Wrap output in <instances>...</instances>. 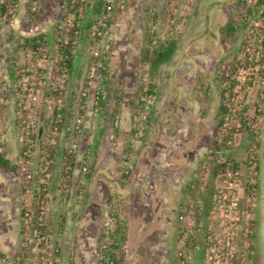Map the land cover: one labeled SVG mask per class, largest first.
I'll return each instance as SVG.
<instances>
[{
	"label": "rangeland",
	"instance_id": "obj_1",
	"mask_svg": "<svg viewBox=\"0 0 264 264\" xmlns=\"http://www.w3.org/2000/svg\"><path fill=\"white\" fill-rule=\"evenodd\" d=\"M66 1H36L32 5V11L37 13V18L34 20L31 19L28 11V5L32 0H17V3L13 0H0V4L5 5L6 9L5 15L0 18V91L6 85L8 92L9 87L12 86L13 59L20 54L24 57L28 52L26 48H19L24 38H32L40 34L51 36L53 25L63 18L69 19L75 26L77 17L74 13H66L64 9ZM77 1L74 0V3ZM248 1L117 0V3L125 5V9L120 10L117 7L112 16L106 20L105 29L109 33L106 35L105 45L110 46V57L109 61L104 63L106 67L104 72L107 73L109 86L105 91L107 104L98 121L103 124L102 127L105 129L103 140L113 155H108L102 165L95 168L92 173L91 178H95L94 198H91L88 206L84 201L81 203L83 196L80 200L77 199L80 202L74 210L67 211L66 207L57 208L56 205L51 204L47 197L48 204L44 210H32L33 221L30 223L25 218L23 210L24 226L32 224L41 217L47 229L59 238L60 264H98L97 249L100 238L111 227V221L106 218L110 212V207L105 204L106 196L104 203L102 196L101 203H98L97 183L104 182L105 187L112 188L107 180L110 181L115 176L117 168L120 167V160L127 163L125 158L120 156L124 151L122 140L131 136L136 137L133 132L136 133L137 126L145 122L150 110L153 111L151 133L155 131L154 127L159 128V124L165 122L169 124L168 137L171 143L168 160L171 161V168L179 169L176 167L178 164L176 157L181 156V180H179L181 204L179 205H184L189 210L188 216L194 231L188 234L195 239L194 242L190 240L194 248L183 251L186 264H264V51L261 47L264 42V16L261 17L262 7L258 10L259 15H248L247 9L254 6L257 0ZM89 2L90 0H85L82 11L78 3L81 18L87 16L85 12ZM105 8L102 9L101 14ZM174 10L178 13H174ZM61 16L63 18L59 19ZM232 16L242 17L245 20L234 37L225 40L222 29ZM13 24H15L14 30L10 28ZM11 35L17 36V39H12L14 36ZM151 36V48L159 44L178 43L174 46L176 50L171 60L163 65L155 76L151 75L149 67L141 63V49L147 45V37ZM18 38L22 40L16 43ZM9 40L11 46L8 45L7 49L5 46ZM75 52L78 75L73 79L72 76L67 78L73 88L78 87L80 78L89 68L91 54L89 47L83 42ZM8 57V61L5 62V58ZM5 70H8L6 77L2 75ZM222 72L224 74H221ZM219 75L227 79L224 82L218 81ZM151 82L156 88L152 95L148 94ZM120 91H122L121 114L117 118L119 133L116 135L115 127H112V113L117 109L115 94L117 92L119 94ZM226 91L229 92V98L222 99L221 93L225 94ZM2 94L3 92L0 97ZM143 98L145 101H142ZM3 103L5 107L7 105V115H4L0 108V122H4L7 127L1 129L0 137L5 134L7 139L3 141L6 142L11 141L12 138L9 133V117L14 119L15 114L12 103L10 105L5 101ZM222 104L228 110L226 115L220 114ZM221 120L224 122L222 125ZM242 120H245V127ZM130 126L131 129H128ZM227 136L230 139L227 145H224V138ZM226 146L230 149L225 151V156L230 155L234 158L242 169L251 155L255 156L259 168L256 177L244 178V187L240 196L243 210L246 206L249 209V217L243 225L245 231L238 239L232 260L225 251L218 254V251L223 250L218 242L220 222L212 219L211 214V195L215 178H211L210 175L213 170V164L210 162L223 158L221 154L216 153V147L226 150ZM98 160L100 161V157ZM128 168L124 164V170L128 171ZM18 172L22 175L21 168ZM174 178L169 177L167 180L162 178L163 189L170 188L168 182L172 183L176 179ZM255 184L256 188L248 189V186ZM21 186L23 187L22 184ZM246 190L250 191V195H247ZM59 194L61 196V193ZM198 199L202 201L201 204H197ZM158 202L162 204L160 199ZM178 202V200L172 201L175 207ZM179 205L175 209L173 206L168 213L172 212L177 216ZM159 211L163 217L164 209L161 208ZM172 220L175 230L177 229L173 242H179L182 237L179 239L178 236L182 228H185V224L179 223L177 217L176 220L175 218ZM27 226L25 231L23 227L24 234H20L18 241L0 239L5 241V245H0V250L9 259L17 261L19 256H22V241ZM197 226H201V232H196ZM250 226H253L252 229ZM150 228L155 231L154 234L167 233V226L153 224ZM246 231L254 234L252 239L248 237ZM185 240L186 238L182 245H185L187 241ZM170 242L172 240L167 239L159 242V246L155 248L158 250L149 247L140 248L142 251L130 255L128 264H168L169 249L172 255L178 253V257L181 252L180 243L168 247L167 244ZM211 249L215 252L212 253ZM217 255L220 256L222 263L216 262Z\"/></svg>",
	"mask_w": 264,
	"mask_h": 264
},
{
	"label": "built area",
	"instance_id": "obj_2",
	"mask_svg": "<svg viewBox=\"0 0 264 264\" xmlns=\"http://www.w3.org/2000/svg\"><path fill=\"white\" fill-rule=\"evenodd\" d=\"M104 2L106 8L97 18L92 31L93 37L100 41L105 38L106 20L112 16L117 7L120 10L125 9V5L117 3V0ZM77 3L81 5L82 11L85 0H78ZM173 12L178 13L177 10ZM57 28V35L51 34L33 42L26 48L28 52L24 57L20 54L14 58L11 66L13 83L9 87L11 97L7 102L9 105L12 103L15 118L8 126L13 132L18 147L24 216L29 223L33 221V209L44 210L47 206V192L51 185L56 186L61 193L62 204L67 203L72 195L79 200L84 196L87 176L93 165L91 150L83 149L86 116L98 117V109L95 107L100 104L101 87L95 86V82L101 73H104L106 69L104 59L110 54L108 46L96 43L97 41L91 45L89 68L78 87L73 88L71 84L69 85L67 75H59L61 70L59 64L65 60V50L78 44L77 37L73 42L69 37L75 26L69 19H63ZM75 34L78 36L77 32ZM23 44L25 42L21 43ZM224 97L229 98L228 91ZM142 101L145 99L143 98ZM42 118L49 121V126L41 134ZM114 123V127L118 128L119 121L116 120ZM5 138L6 135L3 134L2 139ZM41 143L50 146L53 150L39 157L38 149ZM53 151L55 154H52ZM225 161L224 157H220L210 163L215 165ZM247 161L248 165L243 169H234L228 164L215 178L211 195L212 219L220 222L218 242L223 250L218 251V254L225 251L231 260L234 258L238 239L245 231L243 225L249 217V209L246 206L243 210L240 196L244 187V178L256 177L258 169L255 156L251 155ZM35 188L45 193L44 197L36 202ZM201 203L202 201L198 199L197 204ZM188 214L189 210L181 205L177 211V219L179 223L185 224V228L182 232L183 237L179 241L180 246L184 243V239L191 235L188 232L194 229L191 228ZM195 229L197 233L202 231L201 226ZM247 231V234L250 233ZM58 243V237L47 229L40 217L27 226L22 241V256H19L17 261L8 257L0 258V264H60L61 249ZM29 246L32 248L29 249ZM211 251L215 252L214 249ZM219 255L216 258L217 263L221 262ZM179 260L180 263L186 264L184 253H179Z\"/></svg>",
	"mask_w": 264,
	"mask_h": 264
},
{
	"label": "crops",
	"instance_id": "obj_3",
	"mask_svg": "<svg viewBox=\"0 0 264 264\" xmlns=\"http://www.w3.org/2000/svg\"><path fill=\"white\" fill-rule=\"evenodd\" d=\"M14 25L15 24H13L10 27L13 30L15 29ZM13 30L11 31L14 32ZM108 33L109 31L107 30L105 36L108 35ZM11 36H14L15 39H17V36L15 35H11ZM16 43H18V41H16ZM8 45L11 46L10 40L8 41L5 48H7ZM8 59L9 57L5 58V62L8 61ZM77 71L78 70L75 66L74 72L71 75H68L67 73H65V75L69 77L72 76L73 79L75 78V75H78ZM7 73L8 70L7 71L5 70V73H3L2 75L6 77ZM81 79L82 78H80V80ZM149 114L150 115L147 117L145 122L142 125L139 124V126H137L136 131L139 132V134L137 132H136L137 134L133 132L136 135V137L131 136L130 138L122 140L124 151L122 154H120V156L128 161H126L127 163H123L124 160L122 161L120 160L121 162V163L119 162L120 167L117 168V172L115 176L112 177L110 181L107 180L108 183L112 185V188H110L109 186L105 187L104 182H100L102 184H100L99 182L97 183L96 192L99 195L98 196L99 199H97L98 203H101L100 200L101 196L103 200L102 203H104L107 191L110 190L109 191L110 194L115 197L114 201H112L113 202L112 206L114 208L117 207L118 209L117 212L119 213L121 220H124V218H127L128 220L127 243L124 247L123 264H128V258H130L131 254L134 255L136 252L142 251L140 250V248L147 249L149 247V249L154 248L153 250H158L155 249L159 246L158 243L163 242L166 239L172 240V242L167 244L168 247H174V244H176L175 241L173 242V239L175 238L177 229L175 230L172 223L173 221L172 219L175 218L176 220L177 216L175 215V213L172 212L168 213V211L174 206V204L172 203L173 200L179 201L177 206L181 204V190L179 188V186L181 185L179 181L181 180L180 179L181 156L178 157L177 155L176 157L178 160V164H176V167H179V169L174 167L171 168V161L168 160L169 159L168 150L170 146L169 144L171 143L168 137L170 130L168 127L169 124L168 122H165V124L162 125L159 124V128L154 127L155 131L151 133L150 129L152 128V124H151L152 117L151 120L149 118L151 115H153V111L150 110ZM99 120H100V115L99 117L96 118L91 117L90 119H86L85 129L87 128L88 125V127L89 126L91 127L92 131L90 135L88 134L89 131L85 132V138L83 141V149L86 148L85 150H91L92 152L93 172L95 171V168L97 169L98 166L102 165L103 161L106 160L108 155L110 154L113 155V153L110 152L111 150L109 146L105 143V140H103L105 129L102 127L103 124L98 122ZM4 126L7 127L6 124H4V122L1 121L0 133H1V129ZM48 126H49V121L42 118L40 120L41 134L45 132V129ZM128 129H131V126ZM164 130H166L165 134H164ZM9 133L12 136L11 141L9 140L5 142L3 141L5 139L1 141L0 138V154L2 155L3 158L12 162L17 157V153L19 152L13 132L9 130ZM88 135L90 137H88ZM173 141L175 140L173 139ZM128 150L130 154L127 153ZM99 157H100V161L98 160ZM13 163L14 162H12V164ZM124 164L129 167L128 168L129 170L127 171L128 176H124L122 173L124 170ZM16 173L17 172L14 170L13 171L4 170L0 168V200L2 203L8 204L11 201L9 197V192H11V189L18 181V175ZM91 177L92 174L90 177H88V182L85 187L86 188L85 195L81 202V203H83V201L86 202L88 206H89V202H91V198H94L93 192H95L94 191L95 178H91ZM169 177H175L176 179L174 178L175 181H173L172 183L168 182L170 188L163 189L162 178L167 180ZM47 197L51 204L56 205L57 208L63 206V209H65L66 207L67 211H70L72 209L74 210L78 202H80L77 200V198L74 197V195H72L67 203L62 204V197L60 196L57 187L52 185L49 188V191L47 192ZM159 199L160 201H162L161 205L158 202ZM106 200H105V204H106ZM102 205L104 206V204ZM176 207L174 206V209ZM161 208L164 209L162 213L163 217H161V212L159 211ZM173 215H175L174 218ZM3 218H5V216ZM153 224L160 225L162 227L167 226L166 228L167 233L165 234V233L156 232V234H154L155 231L150 228V226H152ZM135 229H137V233H135L136 232ZM150 235L153 236L155 235V236L152 237ZM58 241H59L58 244L60 246L59 238ZM169 252H170V257L168 264H178L176 257L177 253L176 255L175 254L172 255L171 249H169Z\"/></svg>",
	"mask_w": 264,
	"mask_h": 264
},
{
	"label": "trees",
	"instance_id": "obj_4",
	"mask_svg": "<svg viewBox=\"0 0 264 264\" xmlns=\"http://www.w3.org/2000/svg\"><path fill=\"white\" fill-rule=\"evenodd\" d=\"M15 3H17V0H13ZM38 0H32V2L28 5V11H29V15L31 17V19H36L37 18V13L32 11V5L33 3H35ZM105 0H90V2L87 4V10H86V17L85 18H81V14L78 11L79 8V4L78 3H74V0H67L66 1V5L64 6V9L66 10V13H74L75 16L77 17V20L75 21V28L73 29V32L70 34V40L71 42H73L75 40V37L78 38V44L75 47H70L67 48L65 50V60L64 62L60 63V72L59 75H63L65 73H67L68 75H71L74 72V67H75V60H76V52L75 49L82 44H85L87 47L95 44L96 43H100L103 46H107L105 45V38L104 40L102 39L97 40L95 37H93L92 35V31H93V27H94V23L96 21V18L101 14L102 9L105 7ZM243 5V3H242ZM262 9V14L261 17L264 16V0H258L254 6H251L247 9V14L250 16H256L259 15V9ZM6 13V9H5V5L0 4V18H2V16H4ZM67 16V14L65 15ZM64 16V17H65ZM63 16H61L59 19H62ZM64 19V18H63ZM242 20V21H241ZM245 18L243 19L242 17H237V16H232L227 23L225 24L224 28L222 29V33L225 36V40L231 39L232 37H234L235 33L238 31V28L241 26V23L244 22ZM60 23V21H58L55 25H53L52 27V33L53 35H57V31H58V24ZM149 29V27H148ZM148 31V30H147ZM78 33L76 36L75 33ZM45 35L40 34L37 35L35 37L32 38H24L23 42H25V44L23 45H19V48H27L30 47L31 44L33 42H35L36 40L39 39H43ZM12 39H15L12 38ZM19 40H22V38H18V42ZM152 42V36L149 38L147 37L146 43L147 45L143 46V48L141 49V63L150 68V73L152 76L157 75V73L159 72V69L167 64L173 54L174 51L176 50V48L174 47L175 44H178L177 42L175 43H171V44H159L156 47L151 48L150 47V43ZM174 42V41H173ZM109 50H110V46ZM261 47L264 51V42L261 44ZM110 54L107 55L104 59V63L107 62V60L109 59ZM221 74H224V72H222ZM107 73H101L99 79L95 82V86H100L101 87V96H100V104L98 107H95V109H98V117L99 115H101L103 113L104 108L106 107L107 104V98H105V91L108 89L109 86V81L107 79ZM227 79L224 76L219 75L218 76V81L224 82V80ZM234 83V82H233ZM150 90L148 91V94H154V90H156L155 85L152 84V82L149 84ZM229 90V89H228ZM121 95H122V91H120V93L118 94V92L115 94V100L117 103V109H115L112 113V127L115 126V121L117 120V118L120 117L121 111H120V101H121ZM221 97L222 99H224V94L223 92L221 93ZM220 114L221 115H226L228 110L227 108L224 106V104L221 105L220 107ZM91 116L87 115L86 119H90ZM151 120V116L149 118ZM243 125L245 127L246 123L245 120H242ZM221 125L224 123L223 120H221ZM119 126L118 128H115V134L118 135L119 133ZM246 129L249 130L248 127H246ZM85 131H89V135L91 134V127H87L85 129ZM88 135V137H90ZM230 139L229 136L224 138V145H227L228 140ZM226 150L221 149L216 147V153L221 154L223 157H225L226 161L220 164H213V170L211 172V178H216L221 172L224 171V169L227 167L228 164H231L232 167L234 169H241V165L234 160V158H232L230 155L225 156V151L229 150L230 147L226 146ZM51 150H53L50 146H47L44 143L40 144V147L38 149V156L42 157L44 156L46 153L50 152ZM128 154H130L129 150L127 152ZM52 154H55V151L52 152ZM125 161H128L125 159ZM249 161V160H248ZM247 161V162H248ZM244 165H248L247 163H245ZM0 168L4 169V170H14L16 172H18L19 170V165L16 163H13L11 161L6 160L5 158L2 157V155L0 154ZM93 168V167H92ZM91 168L90 173L88 174L87 177H90L93 170ZM259 171V168L257 169V172ZM123 175L124 176H128V172L126 170H123ZM78 177V176H76ZM198 182H197V187H198ZM256 188V184L254 186H248V189H254ZM247 195H250V191L246 190ZM45 193L42 192L41 190H37V188H35L34 191V201L36 202L39 199H42L44 197ZM106 204L110 207V212L109 215L107 217L108 220L111 221V227L109 228V230L107 232H105L102 237L100 238V245L99 248L97 249L98 251V264H123L124 262V247L127 243V234H128V220L127 218H124V220H121L119 213L117 212V207H113L112 206V201H114V196H112L110 194V192L107 191L106 194ZM116 212V213H115ZM27 224L24 226V231L26 229ZM253 226H250V228L252 229ZM183 232V228L181 231V234L179 237H183L182 235ZM22 234H24L22 232ZM249 238L252 239L253 237V233H248L247 234ZM248 238V239H249ZM187 240V241H186ZM186 243L185 245H181V247L179 248V251H181V253H183L184 250H188L190 251L192 248H194V244L192 245L190 243V240H192L194 242V237L192 235H190L188 238H186ZM179 244V242H178ZM252 246H250L249 249H251ZM0 258H7V256L0 250ZM183 258L181 257V260Z\"/></svg>",
	"mask_w": 264,
	"mask_h": 264
},
{
	"label": "flooded vegetation",
	"instance_id": "obj_5",
	"mask_svg": "<svg viewBox=\"0 0 264 264\" xmlns=\"http://www.w3.org/2000/svg\"><path fill=\"white\" fill-rule=\"evenodd\" d=\"M6 86V85H5ZM4 88L0 91V94L3 92L2 97H0V108L3 111L4 115H7L5 104L7 103V98H10V90ZM4 95V98H3ZM9 105V104H8ZM13 109V107H12ZM12 117H9V122H12ZM1 140L2 136L0 137ZM7 138H5L6 140ZM16 164H18V153L17 157L12 161ZM18 175V181L14 185V187L11 189V192H9L10 197V203H2L0 200V239H14L15 241H18L20 234L23 231L24 227V217H23V188L21 186L22 184V176L19 172L16 173ZM5 216V218H3ZM3 218V219H2ZM13 241V240H12ZM5 242V241H4ZM3 241L0 240V245H5ZM178 244V242H176ZM178 264L180 263L178 253L176 255Z\"/></svg>",
	"mask_w": 264,
	"mask_h": 264
}]
</instances>
